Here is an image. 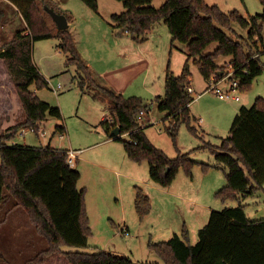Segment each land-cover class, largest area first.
<instances>
[{"label": "rangeland", "instance_id": "rangeland-1", "mask_svg": "<svg viewBox=\"0 0 264 264\" xmlns=\"http://www.w3.org/2000/svg\"><path fill=\"white\" fill-rule=\"evenodd\" d=\"M165 1L153 0L152 6L158 9ZM205 1L225 13L237 10L245 18L262 14L264 10L259 0ZM46 2L58 13L71 17L68 30L80 59L89 66L90 76L97 87L77 65L67 64L69 57L60 48L59 37L36 42L33 58L49 86L41 90L32 86L31 89L42 101L59 107L62 118L49 117L38 125L39 130L35 133L27 127L16 132V127L26 121V113L0 59V136L5 139L16 132L8 140L9 144L83 151L73 168L81 173L79 189L86 191L90 247H65L66 251L91 253L100 250L131 258L136 264H164L150 251L149 242L168 241L176 234L183 237L186 229L189 243L195 245L199 240V230L208 224L213 211L223 212L244 205L249 220L264 219V183L256 193L240 201H222L216 197V193L227 185L228 170L218 165L212 152V148L221 146L223 138L231 135L241 109L251 108L258 98H264V73L249 88L239 90V102H227L211 92L203 93L208 88V81L199 67L192 60L189 62L191 85L196 91L190 106L191 126L182 123L173 138L167 131L171 126L166 120L167 114L159 111L155 104L151 105V112L141 125L150 142L169 157L176 159L180 155H188L197 162L191 176L181 168L170 186L161 187L151 180L147 161L136 163L130 160L122 142L108 140L109 133L101 123L106 117H111V101L99 88L106 87L125 98L139 97L144 103L151 104L155 97L166 94L169 67L175 76L181 75L188 60L185 44L173 43V36L164 21L156 23L147 39L141 42L131 35L122 34L111 20L113 14L125 11L123 3L117 0H99V13L90 10L82 0ZM42 8L47 24L56 33L59 30L55 21L47 13L46 6L42 5ZM0 10L5 13L0 37L1 51L2 44L11 40L17 31L26 28V23L10 2L0 0ZM234 33L228 35L235 40L248 37V30L238 24L234 25ZM262 36L264 39V31ZM217 49L218 43H212L205 54H213ZM260 51L264 65V42L260 44ZM231 61L228 56L219 57L216 62L226 67V71H231ZM58 85H61L59 89ZM227 88L228 84H224L223 89ZM58 126H64L66 132H55ZM190 127H195L197 132ZM121 137L130 140L128 134ZM136 187L142 189L151 201V210L144 218L136 210ZM11 206L12 201L7 199L0 206V213L13 212L9 210ZM7 227L0 224V251L2 245L14 248L19 242L24 243L25 224L20 213L13 215ZM44 248L43 242V246L27 255L25 260ZM5 258L0 253V264H5ZM45 264L69 263L65 257L54 255Z\"/></svg>", "mask_w": 264, "mask_h": 264}, {"label": "trees", "instance_id": "trees-1", "mask_svg": "<svg viewBox=\"0 0 264 264\" xmlns=\"http://www.w3.org/2000/svg\"><path fill=\"white\" fill-rule=\"evenodd\" d=\"M22 15L26 28L1 46L3 60L13 81L19 99L26 113V121L16 127L35 128L49 117L61 119L59 107L42 101L31 87L37 90L48 88V80L39 71L34 58V44L54 37L61 39L60 48L68 55L67 64L79 67L87 79L97 87L89 66L79 57L75 41L69 30L56 33L44 18V8H52L46 0H8ZM99 0H82L95 13H99ZM123 3L125 11L113 14L111 20L122 34L131 35L141 42L159 21H164L173 36V43L185 44L188 60L181 75L175 76L168 68L166 94L157 96L150 103L139 97L125 98L106 87H100L110 99V119L106 117L101 125L109 138L124 144L130 160L136 163L147 161L151 180L161 187L170 186L182 168L192 175L197 162L188 155L173 159L163 150L155 147L142 128L138 116L141 110L157 109L165 112L171 126L168 133L175 138L182 123L191 122L190 106L193 95L189 62L192 60L209 81L214 75L227 74L226 67L217 64L219 57H231L230 67L234 69L232 79L240 82V90L249 88L253 81L264 73L261 62L260 44L264 42V10L250 18L239 11L223 12L218 6H210L205 0H166L160 8L152 6L153 0H117ZM264 7V0H259ZM57 12V11H56ZM4 12L0 10V36ZM64 14V13H60ZM68 22L71 17L64 14ZM248 30V37L235 40L228 33H234V25ZM27 33V34H26ZM218 43L213 54L206 49ZM220 75V76H222ZM141 123V124H140ZM121 135L111 137L115 128ZM197 132L195 127H190ZM16 132L14 134H16ZM55 132L64 134V126ZM13 134V135H14ZM128 134L129 141L122 135ZM0 136V204L8 197L22 208L31 223L47 241L48 248L24 264H45L54 255L66 258L69 264H136L131 258L119 257L105 251H66L65 247L89 248L91 234L87 211L85 189H79L81 173L68 163V151L47 147H29L9 144L13 137ZM218 165L224 166L227 185L216 193L222 201L237 200L250 196L262 188L264 183V98H258L251 108H243L237 115L231 135L222 139L220 147L212 148ZM206 167V166H205ZM210 168V167H208ZM207 168V169H208ZM136 210L144 218L151 210L147 194L136 187ZM183 237L175 235L168 241L149 242V249L164 264H264V219L251 221L247 218L245 206L213 211L209 222L199 230V240L191 245L188 232Z\"/></svg>", "mask_w": 264, "mask_h": 264}, {"label": "crops", "instance_id": "crops-1", "mask_svg": "<svg viewBox=\"0 0 264 264\" xmlns=\"http://www.w3.org/2000/svg\"><path fill=\"white\" fill-rule=\"evenodd\" d=\"M2 1H4V2H10V1H8V0H2ZM11 3V2H10ZM12 5H13V7L15 8V9H17L18 10V8L13 4V3H11ZM71 23L69 22V28H70V25ZM27 34V33H26ZM1 37V36H0ZM0 40H1V38H0ZM10 41V40H9ZM8 42V41H7ZM59 86V85H58ZM61 86V85H60ZM190 87H192L193 88V86L191 85ZM59 89V88H58ZM193 90L195 91V89L193 88ZM206 91H207V89L203 92V93H206ZM196 93V91L192 94V95H194ZM230 134H231V131H230ZM108 140L109 141H115V140H113V139H110L109 137H108ZM65 150H67V149H65ZM79 161V158H78V160H77V162ZM7 199H9V200H11L12 201V206H11V208H9V210H13V212H9V211H7L6 213H4V212H1L0 213V218H2L1 220H0V224L2 225V226H5V227H7L8 226V224H9V221L11 220V218H13V215H15V214H17V213H20L22 216H23V219H24V224H25V228H24V231H23V235L25 236L24 237V243H22V244H19L18 243V245L16 244V246L14 247V248H8V247H4L3 245L1 246V251H0V253L4 256V257H6L5 259H4V262H5V264H6V262H7V264H24V263H26L27 261H29V260H31L32 258H34L37 254H39L40 252H42V251H44V250H47V248H48V244H47V241H46V239L44 238V237H42L41 235H39V233H38V231H37V229H36V226L35 225H33L32 223H31V221H30V219L28 218V215L26 214V212L22 209V208H20V207H17L16 206V203H15V201L12 199V198H10V197H8ZM7 199H5L1 204H0V206L1 205H3V203H5L6 202V200ZM86 205H87V211H88V204H87V202H86ZM6 219H8V221L6 220ZM125 223V225H126V227H127V230L129 231V227L127 226V224H126V222H124ZM8 229H9V227H7ZM7 228H6V230H7ZM12 229H14V228H12ZM17 231L18 229H14V231ZM8 231V230H7ZM13 231V232H14ZM7 233V232H6ZM15 233V232H14ZM129 233V232H128ZM29 235H31V238L29 237ZM41 238H40V237ZM43 242L45 243V248L44 249H42L40 252H38V253H36V254H34L31 258H29V259H27V260H25V257L27 256V255H29V254H32L36 249H38V248H41L42 246H43ZM11 252H14V254L13 253H11ZM8 255H10V257H8ZM25 260V261H24Z\"/></svg>", "mask_w": 264, "mask_h": 264}, {"label": "built area", "instance_id": "built-area-1", "mask_svg": "<svg viewBox=\"0 0 264 264\" xmlns=\"http://www.w3.org/2000/svg\"><path fill=\"white\" fill-rule=\"evenodd\" d=\"M234 69L231 67V71H228L227 74L222 76H212L208 81V88L206 92H211L215 94L220 100L227 102L236 101L239 102L240 98L237 93L240 90V82L238 80L232 79ZM229 82V83H228ZM228 84L227 89H223V85ZM61 86L59 85L58 88ZM56 92V90H54ZM188 92L193 94L195 91L192 87L188 88ZM151 110H141L138 116L139 121L144 125V118L148 117ZM32 132H36L34 128L31 129ZM43 135V134H42ZM83 153L82 150H69L68 151V163L71 166H75V161L78 160L79 156ZM126 234H129L126 232Z\"/></svg>", "mask_w": 264, "mask_h": 264}, {"label": "water", "instance_id": "water-1", "mask_svg": "<svg viewBox=\"0 0 264 264\" xmlns=\"http://www.w3.org/2000/svg\"><path fill=\"white\" fill-rule=\"evenodd\" d=\"M46 11L55 21L59 31L69 29V22H68V19L66 18V16L64 14H60V13L54 11L53 9L49 8V7H46ZM220 75H222V73L219 74V76ZM120 135H121V130L118 127L115 128L111 133V137H118Z\"/></svg>", "mask_w": 264, "mask_h": 264}]
</instances>
